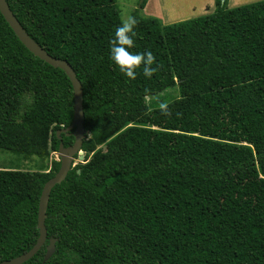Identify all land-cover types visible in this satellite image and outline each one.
<instances>
[{
    "label": "trees",
    "instance_id": "16d2710c",
    "mask_svg": "<svg viewBox=\"0 0 264 264\" xmlns=\"http://www.w3.org/2000/svg\"><path fill=\"white\" fill-rule=\"evenodd\" d=\"M5 1L73 69L86 132L85 163L52 189L46 241L25 264H264V0H214L210 14L169 25L141 17L143 0L131 51H150L158 67L134 80L109 56L116 0ZM175 87L178 99L149 107ZM72 120L69 79L0 14V153L48 158ZM59 167L0 169V263L35 245L39 198Z\"/></svg>",
    "mask_w": 264,
    "mask_h": 264
},
{
    "label": "water",
    "instance_id": "95a60500",
    "mask_svg": "<svg viewBox=\"0 0 264 264\" xmlns=\"http://www.w3.org/2000/svg\"><path fill=\"white\" fill-rule=\"evenodd\" d=\"M0 14L8 24L14 35L19 42L25 47V49L32 54L35 58L47 64L48 66L61 70L69 79L73 91V120L71 125L58 131L56 133L57 139L60 141L57 151L58 162L60 167L55 176L47 181L42 189L37 215V229L39 232L38 239L35 245L25 254L0 264H25L31 260L43 247L46 238L47 230L45 227L46 211L48 207L49 197L52 189L60 185L66 179L68 173L75 167L74 160L82 154V143L86 135L84 129V114H83V94L80 82L77 80L76 75L71 66L63 60L52 58L47 52L41 48L36 42H34L17 21L13 13L11 12L8 4L5 0H0ZM71 133V134H70ZM66 134V137L73 136L74 142L71 147L64 148L60 135ZM55 252V241L51 240L50 245L46 249L43 262L48 261Z\"/></svg>",
    "mask_w": 264,
    "mask_h": 264
},
{
    "label": "rangeland",
    "instance_id": "374dc122",
    "mask_svg": "<svg viewBox=\"0 0 264 264\" xmlns=\"http://www.w3.org/2000/svg\"><path fill=\"white\" fill-rule=\"evenodd\" d=\"M142 1L143 0H116V6L119 11L120 20L122 21L127 15H132V13L139 10V6ZM157 1L159 0L151 1V6L154 9L156 8ZM211 1L214 3V0H164L166 12L165 19L170 22L182 16L183 18H186L188 20L198 18L200 16H203V11L207 6L209 7L208 3ZM258 1L262 0H228L227 8L231 9L239 7L240 5L243 6ZM143 10L139 11V15L145 18L148 17ZM163 21L164 22L161 21V23L165 25L166 22L165 20ZM178 98L179 91L178 88L175 87L155 97L152 100L153 102L150 101L148 105L151 109H157L164 107L165 105ZM85 160V153L82 152L81 156L74 160V165L76 166L79 164H84ZM52 161H58L56 153H51L48 158L45 159H39L35 157L23 158L21 156H16L8 152L0 153V169L3 170H18L23 172H46L50 169Z\"/></svg>",
    "mask_w": 264,
    "mask_h": 264
},
{
    "label": "clouds",
    "instance_id": "9594fccd",
    "mask_svg": "<svg viewBox=\"0 0 264 264\" xmlns=\"http://www.w3.org/2000/svg\"><path fill=\"white\" fill-rule=\"evenodd\" d=\"M136 24L137 19L132 15H127L116 27L109 47V56L113 65L123 76L132 80L136 78L137 70L141 67L146 77H151L158 67V65L152 67L155 57L150 51L142 53L131 51L135 44Z\"/></svg>",
    "mask_w": 264,
    "mask_h": 264
},
{
    "label": "crops",
    "instance_id": "0c3cea01",
    "mask_svg": "<svg viewBox=\"0 0 264 264\" xmlns=\"http://www.w3.org/2000/svg\"><path fill=\"white\" fill-rule=\"evenodd\" d=\"M151 1L152 0H147L146 5H145V8L143 10L148 17L157 18V19H159L162 22H164L163 20H165V22H166L165 25H169V24H172V23H177V22H181V21H184V20H188L186 18H183V16H182L180 18H176L175 20H172V21L168 22L165 19L166 12H165L164 0L157 1L156 2V8L155 9L151 6ZM208 4H209V7L207 6L205 8V10L203 11V16L204 15H207V14H210L214 10V3L211 1ZM157 6H158V8H157Z\"/></svg>",
    "mask_w": 264,
    "mask_h": 264
},
{
    "label": "bare ground",
    "instance_id": "6f19581e",
    "mask_svg": "<svg viewBox=\"0 0 264 264\" xmlns=\"http://www.w3.org/2000/svg\"><path fill=\"white\" fill-rule=\"evenodd\" d=\"M79 156H81V154H79Z\"/></svg>",
    "mask_w": 264,
    "mask_h": 264
}]
</instances>
